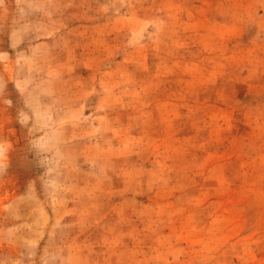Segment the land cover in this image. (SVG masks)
<instances>
[{
    "label": "rangeland",
    "instance_id": "rangeland-1",
    "mask_svg": "<svg viewBox=\"0 0 264 264\" xmlns=\"http://www.w3.org/2000/svg\"><path fill=\"white\" fill-rule=\"evenodd\" d=\"M0 264H264V0H0Z\"/></svg>",
    "mask_w": 264,
    "mask_h": 264
}]
</instances>
